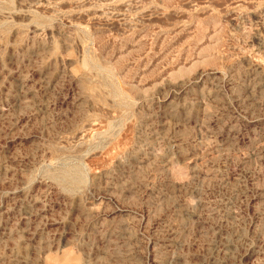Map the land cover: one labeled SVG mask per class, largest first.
Segmentation results:
<instances>
[{"label": "rangeland", "instance_id": "374dc122", "mask_svg": "<svg viewBox=\"0 0 264 264\" xmlns=\"http://www.w3.org/2000/svg\"><path fill=\"white\" fill-rule=\"evenodd\" d=\"M0 264H264V0H0Z\"/></svg>", "mask_w": 264, "mask_h": 264}]
</instances>
